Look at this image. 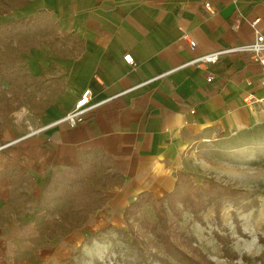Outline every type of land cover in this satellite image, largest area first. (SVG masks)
Listing matches in <instances>:
<instances>
[{"label":"crops","instance_id":"1","mask_svg":"<svg viewBox=\"0 0 264 264\" xmlns=\"http://www.w3.org/2000/svg\"><path fill=\"white\" fill-rule=\"evenodd\" d=\"M19 5L18 18L47 13L55 29L42 35L30 29L29 37L20 38L21 69L0 71V94L17 90L18 102H10V109L19 105L11 115L7 106L0 109V145L6 144L0 150V264H26L15 260L18 253H26L28 244L35 249L37 239H52L57 231L51 223L60 215L75 223L102 221L106 206L123 211L142 191L155 196L171 191L178 171L193 179L224 167L230 171L239 160L245 173L264 183L262 66L246 53L232 52L213 63L180 67L264 33V0ZM126 53L132 65L124 62ZM29 90L35 97L26 100ZM85 90L88 104H95L85 119L74 126L51 125ZM81 159L106 163L117 177L102 181L103 205L84 217L64 199L41 209L46 178ZM60 206L65 209L59 212ZM67 232L75 233L73 227Z\"/></svg>","mask_w":264,"mask_h":264},{"label":"trees","instance_id":"2","mask_svg":"<svg viewBox=\"0 0 264 264\" xmlns=\"http://www.w3.org/2000/svg\"><path fill=\"white\" fill-rule=\"evenodd\" d=\"M16 1L20 4L25 3V0ZM28 28L39 31L41 35L45 31L51 34L55 29L47 13L40 12L14 18L8 22H0V39L12 35L28 34L29 37ZM18 55L19 51L16 56ZM108 167L106 163L81 159L76 167L49 175L42 187L40 208L47 210L53 200L64 199L68 202L69 209L84 217L90 211L101 207L104 203L101 190L102 181L100 177L97 178V172H101L100 175L106 178L115 177L114 173L106 171ZM227 203L233 207L231 216L236 223L237 232L241 233L235 210L245 212L256 207L258 205L256 198L241 189L219 184L213 178L205 179L198 184L194 183L189 175L178 171L174 188L171 191L161 196L142 191L124 207L122 212L126 230L108 224L101 229V232L106 234L109 240H114L115 238L108 233L110 230L115 231L117 236L125 239L129 246L134 248L133 258L135 257L136 260L134 263L127 260V264H151L147 262V254L163 264H171L170 260L178 264H215L196 245H192L196 243V238L189 229L181 228L180 221L182 212L189 210L196 222L205 225L203 213L212 206L214 218L217 223H220L221 209ZM144 206L151 207L153 214H144L142 211ZM134 223L143 230L145 235L151 234L154 245L160 252L162 251L164 256L151 251L144 241V236L139 235L137 229H133ZM213 234L221 245L222 255L229 259H237L238 255L229 246V236H223L217 231ZM96 239L101 240L102 237L98 236ZM183 248L188 249L193 256L188 255ZM243 259L248 258L243 256ZM255 259L259 261L262 256ZM64 264H73V261L69 259Z\"/></svg>","mask_w":264,"mask_h":264},{"label":"rangeland","instance_id":"3","mask_svg":"<svg viewBox=\"0 0 264 264\" xmlns=\"http://www.w3.org/2000/svg\"><path fill=\"white\" fill-rule=\"evenodd\" d=\"M19 6L16 0H0V22H8L13 18H18ZM29 29L28 31L30 32ZM21 37L12 35L0 39V71L14 73L18 72L19 68L21 69V61L16 56L20 48L19 43ZM17 85L18 83L16 81ZM11 89L9 88V92ZM0 93H2V90H0ZM24 95L27 97L26 100L35 97L32 90L27 91ZM1 101H5V106L0 105V109L7 106V113L9 115L12 112H18L19 105L17 104L14 108L10 109V102H18L17 90L8 96L0 94ZM30 104L32 105V103ZM238 161L234 163L235 165L230 168V171H228L227 167H224L220 172L195 174L193 175L194 180L191 179L193 182L195 181L194 183L198 184L205 179L213 178L219 184L238 188L250 193L258 200L256 207L245 212L235 210L241 233H238L236 230V223L231 216L233 207L229 203L225 204L221 209L220 223L216 222L213 208L210 206L203 213L205 225L196 222L192 218L189 210L182 212L180 225L182 229H189L196 238V243L192 245H196L215 264H264V183L262 184V182L254 179L257 177L256 174L250 172L245 173L241 163H238ZM115 178L117 177L106 178L103 175L100 177L101 181L105 182L108 181L107 179L115 180ZM64 209L65 207H58L59 212ZM102 211L105 213L106 218L104 217L102 221H98V219L92 220L90 223H83V221L75 223V221L70 220L71 217L60 215V217L54 219L51 223L54 231H57L56 233L54 232V235H56L52 239L45 237L37 240L32 239L31 242L36 240L38 243L35 249H30V245L28 244L27 252L18 253L15 260L22 261L26 264H64L69 259L73 261V264H127V260L134 263L136 260L135 257L133 258L134 248L130 247L125 239L120 238L115 231L110 230L108 234L115 239L109 240L105 236L106 234L101 232V229L108 224L124 230L127 229L123 219V212L121 215L122 210L118 207L106 206ZM142 211L147 215L153 214L149 206H144ZM70 227H73V231L75 232H73V235H67L70 233L67 232ZM133 229H137L139 235L144 236V241L149 245L151 251H155L164 256L162 251L160 252L154 245L151 234L145 235L136 223H134ZM214 231H217L223 236H229V246L238 255L237 259H229L222 255L221 245L215 239ZM97 234L102 237L101 240L96 239L98 237L96 236ZM129 235L128 237H130ZM183 249L188 255L193 256L188 249ZM34 250L36 251L34 252ZM243 256H246L248 259H243ZM258 256H262V259L259 261L255 259ZM147 262H151V264H163L148 254ZM170 262L171 264H178L172 260Z\"/></svg>","mask_w":264,"mask_h":264},{"label":"built area","instance_id":"4","mask_svg":"<svg viewBox=\"0 0 264 264\" xmlns=\"http://www.w3.org/2000/svg\"><path fill=\"white\" fill-rule=\"evenodd\" d=\"M204 6L207 9L209 8V3H205ZM258 19H254L251 22V25L254 26L257 23ZM238 22V21H237ZM237 22L235 23L234 27H237ZM182 38L186 39L191 47L195 45V42L190 39L187 33L182 34ZM246 53L249 57L259 63L262 66L263 70V78L262 81L264 82V33L256 32L254 39L242 45L231 46L222 48L219 50H215L212 52H208L196 57L191 58L190 60L186 61L185 63L181 64L180 67L189 66V65H203L206 63H213L216 62L219 57L226 53ZM123 60L125 63L132 65L134 63L133 57L130 53H126L123 55ZM211 77H208L207 80L209 81ZM89 90H85L80 94V98L77 99L73 105V107L65 113L62 117L55 120L51 125L57 123H68L70 126L77 125L78 123L82 122L85 119L86 113L95 106V104H88V94ZM39 130V129H38ZM6 144L0 145V150L4 148Z\"/></svg>","mask_w":264,"mask_h":264}]
</instances>
